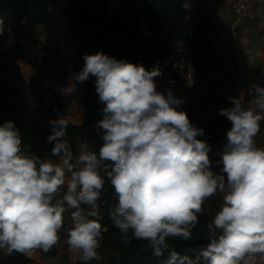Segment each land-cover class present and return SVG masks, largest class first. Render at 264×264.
Wrapping results in <instances>:
<instances>
[{
	"label": "clouds",
	"instance_id": "clouds-1",
	"mask_svg": "<svg viewBox=\"0 0 264 264\" xmlns=\"http://www.w3.org/2000/svg\"><path fill=\"white\" fill-rule=\"evenodd\" d=\"M5 30L0 16V33ZM83 61L73 79L95 76L104 102L94 125L103 130L98 150L86 140L72 150L66 114L49 119L46 139L53 143L45 158L24 146L12 119L0 123V250L47 252L63 232L81 264L103 260L98 249L107 225L100 205L107 182L116 197L107 214L124 244L147 241L153 256L167 252L163 264H264V144L256 140L264 85L251 84L247 102L229 95L232 103L219 109L231 125L214 153L217 169L204 128L179 107L183 98L171 88L158 90L159 64L147 69L103 50L84 53ZM216 194L222 203L206 225V245L194 255L177 251L168 238L191 239L204 201Z\"/></svg>",
	"mask_w": 264,
	"mask_h": 264
},
{
	"label": "trees",
	"instance_id": "trees-1",
	"mask_svg": "<svg viewBox=\"0 0 264 264\" xmlns=\"http://www.w3.org/2000/svg\"><path fill=\"white\" fill-rule=\"evenodd\" d=\"M0 0V16L4 18L7 30L0 33V123L12 119L20 128L22 143L41 158L51 155L53 142L46 137L51 131L50 124L39 128L32 112V106L46 100L47 82L69 83L75 91L69 94L51 91L48 98L52 117L66 114L71 105L81 103L84 119L81 123L70 122L67 138L79 136L88 141L90 148L98 150L102 143V129L95 128L102 118L100 101L95 91V76L81 82L73 78L81 69L84 53L103 50L117 56L116 51L130 53L132 62L147 63L151 55L166 57L178 55L181 50L189 56L197 72L193 87H185L175 93L183 98L179 105L190 120L204 128V137L212 145L209 156L213 167L217 157L216 149L223 141L231 121L219 112L229 106L225 97L227 68L226 54L210 47V35L214 28V15L207 0H122L113 11H108L106 0ZM41 24L48 40H41L36 26ZM14 38L10 46H3V40ZM72 38L76 44L73 53H65L60 47ZM189 45V48H185ZM35 49L32 56L29 49ZM16 61L25 62L36 68V72L25 79ZM264 121L261 122V127ZM100 205L101 223L107 225L106 232H119L107 211L115 203L113 187L105 183ZM66 224V220H65ZM66 247L67 234H66ZM207 235L199 234L189 240H176L172 247L181 253L194 255L192 248L205 246ZM43 255L57 253L56 244ZM130 264H163V256H153L147 241L132 238L125 248ZM31 258L24 253L11 255L0 250V264H29ZM81 264L79 260L76 263Z\"/></svg>",
	"mask_w": 264,
	"mask_h": 264
},
{
	"label": "crops",
	"instance_id": "crops-1",
	"mask_svg": "<svg viewBox=\"0 0 264 264\" xmlns=\"http://www.w3.org/2000/svg\"><path fill=\"white\" fill-rule=\"evenodd\" d=\"M122 0H106L108 11L115 10ZM92 2L93 9L97 8V2ZM210 9L214 15V28L210 35V47L213 51L219 49L226 54L227 68L225 70V97L239 96L247 102L251 95L248 88L253 83L264 85V0H249L246 8L236 15L223 0H207ZM234 27L231 32L230 27ZM249 47L255 57L251 62L248 71L240 79L237 86H233L232 76L233 71L238 61L243 58L242 47ZM130 54V53H129ZM72 85V81L69 80ZM228 100V99H227ZM229 104L232 101L228 100ZM80 111V119H74L75 107ZM68 117L72 123H81L84 119L81 103L75 101L68 109ZM258 144H264V125L256 136ZM70 146L74 152L79 150V144L82 142L79 136L73 137L70 140ZM66 226H70V218H66ZM57 253L61 252L66 247V239H60L56 243ZM63 247V248H62ZM67 248V247H66ZM71 250L70 248H67ZM30 256L36 255L37 258L53 255H43L39 249H34ZM33 258L35 256H32ZM32 258V259H33ZM36 260V259H35ZM34 261L29 262V264Z\"/></svg>",
	"mask_w": 264,
	"mask_h": 264
},
{
	"label": "rangeland",
	"instance_id": "rangeland-1",
	"mask_svg": "<svg viewBox=\"0 0 264 264\" xmlns=\"http://www.w3.org/2000/svg\"><path fill=\"white\" fill-rule=\"evenodd\" d=\"M95 2H98V0H95ZM94 2V4H96ZM36 30L39 33L41 40L46 42L48 40V37L46 33L44 32L42 25L39 24L36 26ZM13 42H10V37L7 36L3 40V46L8 47L6 45L12 44ZM189 45H186L185 48H189ZM76 44L73 42L72 38H68L66 40V43L60 47V49L65 53H73L75 51ZM29 53L34 56L37 52L35 49H29ZM16 63L19 65L22 74L25 79H28L31 74H34L36 72V68L30 64H27L25 62L16 61ZM66 84H61L60 81H53V82H47L45 86L46 90V100L42 102H37L32 106V112L35 116V121L37 123V126L39 128H45L47 125H49V119L55 118L51 116V112L49 109V101L48 98L51 94V91H58V87L63 86ZM75 116L74 119H80V111L78 110L77 106L74 110ZM218 169V168H217ZM222 203V197L220 194L213 195L211 197H208L203 205V212L198 214L199 219L198 223L193 227L192 229V237L196 238L199 234H206L207 223L212 219L215 212L218 210L220 204ZM66 233H61L60 239H65ZM169 244H172L176 240H180L179 237H169ZM127 244H124L122 240L120 239V233L117 232H104L103 233V240L101 243V247L98 249L100 254L104 257L103 260L100 261H90L88 264H130V260L125 255V248ZM203 247V245H197L193 247L191 250L192 252H197L199 249ZM63 248V247H62ZM78 253L74 250H68L66 247L62 249L61 252L54 254L53 256H47V257H38L36 255L34 258L30 255H27L31 258V261H34L32 264H71L76 263L78 259H76ZM33 258V259H32ZM36 259V260H35Z\"/></svg>",
	"mask_w": 264,
	"mask_h": 264
},
{
	"label": "built area",
	"instance_id": "built-area-1",
	"mask_svg": "<svg viewBox=\"0 0 264 264\" xmlns=\"http://www.w3.org/2000/svg\"><path fill=\"white\" fill-rule=\"evenodd\" d=\"M230 9L236 14H240L247 6L249 0H223ZM231 32L235 29L233 26L230 27ZM181 53L178 55H169L166 57H161L157 55H151L150 60L147 63H143V65L147 69H151L152 67L159 64L162 68V74L154 77L157 81L158 90H165L167 88H171L173 93L175 94L179 90L185 87H193L197 82V72L195 67L193 66L189 51L184 52L180 49ZM243 58L241 61L237 62V65L233 71L232 82L233 86H237L240 82V79L248 71L251 62L253 61L255 55L253 51L247 47H242ZM117 58H126L132 61V55L129 53H122L116 51ZM191 81V83H189Z\"/></svg>",
	"mask_w": 264,
	"mask_h": 264
}]
</instances>
